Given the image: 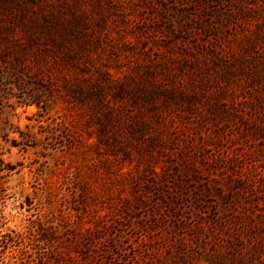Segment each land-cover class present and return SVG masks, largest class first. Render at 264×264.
<instances>
[{"label":"rangeland","instance_id":"374dc122","mask_svg":"<svg viewBox=\"0 0 264 264\" xmlns=\"http://www.w3.org/2000/svg\"><path fill=\"white\" fill-rule=\"evenodd\" d=\"M0 13L39 16L16 23L0 51L84 45L94 73L196 93L164 101L177 148H149L147 161L146 136L116 126L121 137L96 147L82 120L72 122L81 140L54 148L22 102L33 85L7 89L0 75V264H43L78 240L89 264H264V130L243 121L259 114L246 99L264 101V0H0ZM66 106L49 114L77 118ZM182 154L196 175L177 165ZM134 198L141 205L124 209Z\"/></svg>","mask_w":264,"mask_h":264},{"label":"trees","instance_id":"16d2710c","mask_svg":"<svg viewBox=\"0 0 264 264\" xmlns=\"http://www.w3.org/2000/svg\"><path fill=\"white\" fill-rule=\"evenodd\" d=\"M38 18V15L30 16L25 13H7L5 15L0 13V21L5 20L9 24L0 26V44L7 47L8 41L12 38L13 26L16 23L29 20L37 25L39 24ZM40 18L45 23L52 20L45 14H41ZM28 37L33 39L31 36ZM27 46V48H21L19 45L20 48L13 54L9 51H0V64L2 65L4 61L3 57L8 59L2 74H0L2 85L7 89L13 88V85L20 89H26L30 84L33 85L34 90L25 92L22 102L24 105L37 107L34 114L39 117L36 118L38 126L45 129L48 127L51 130L49 138L54 148L71 150L74 142L81 140L78 138L81 135L75 130L72 123L74 120L85 121L88 127L95 128L94 144L96 147H110V139L116 141L121 137L116 126H121L118 128H123L135 136H146L145 143H138L137 152L141 153V157L147 161L155 157L149 153V148L165 149L169 147L170 151L177 148L174 146L176 139L167 126V118L170 113L163 109L166 106L164 101L169 99L176 103L180 100H189L195 98V92L185 93L182 88L163 84L155 76L142 77L144 80H135L129 84V81L120 80L119 77L107 71L94 73V70L90 68L92 64L84 58V45L74 47L60 56H56V48L53 49L55 51L51 50L50 52L47 46L36 48V50L31 44ZM58 46L59 44H56V47ZM80 53H83L84 56L80 57L78 55ZM53 54L57 59L54 57L50 61L48 56L52 57ZM63 63L70 64V67L63 69ZM132 79L134 78L132 77ZM136 90L137 92H135ZM259 97L262 96L252 98L253 100L246 99L250 110H257L259 114L251 120L243 119V121L246 126L254 123L251 131L253 129L254 132L262 134L264 130V101ZM126 98L133 102L141 98L148 103L143 106L146 107L144 109L133 108ZM59 100L66 103L68 110H75L77 118L67 113L55 117L50 115V111ZM215 108V116L223 118L226 115V110ZM44 116L46 117L44 118ZM44 119H48L49 122L43 124ZM148 129L152 130L151 133L145 134ZM177 151L183 153L182 150ZM178 158V166L185 171L193 169L194 175H196L197 172L194 168L186 163L189 158H185L183 154ZM142 200L141 198L127 200L124 209H136L138 205H141ZM82 244L81 240L75 241L72 249L66 251H57L55 248H51V253L39 259L43 264H89L87 254L81 252Z\"/></svg>","mask_w":264,"mask_h":264}]
</instances>
